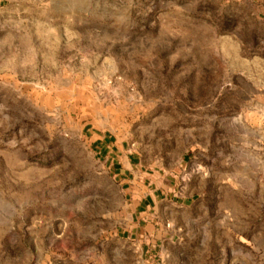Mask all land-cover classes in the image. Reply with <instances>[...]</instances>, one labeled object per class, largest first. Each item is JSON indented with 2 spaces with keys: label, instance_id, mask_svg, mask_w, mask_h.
<instances>
[{
  "label": "rangeland",
  "instance_id": "rangeland-1",
  "mask_svg": "<svg viewBox=\"0 0 264 264\" xmlns=\"http://www.w3.org/2000/svg\"><path fill=\"white\" fill-rule=\"evenodd\" d=\"M0 264H264V0H0Z\"/></svg>",
  "mask_w": 264,
  "mask_h": 264
},
{
  "label": "crops",
  "instance_id": "crops-1",
  "mask_svg": "<svg viewBox=\"0 0 264 264\" xmlns=\"http://www.w3.org/2000/svg\"><path fill=\"white\" fill-rule=\"evenodd\" d=\"M102 142V144L103 143H106V140H102L101 141ZM100 149V153H101V149H104L105 151H106V153H107V146H101V148H99ZM103 154V153H102ZM115 166H119V169H121L122 168V164L119 162V163H115ZM151 258H152V256H151Z\"/></svg>",
  "mask_w": 264,
  "mask_h": 264
},
{
  "label": "trees",
  "instance_id": "trees-1",
  "mask_svg": "<svg viewBox=\"0 0 264 264\" xmlns=\"http://www.w3.org/2000/svg\"><path fill=\"white\" fill-rule=\"evenodd\" d=\"M106 144H107V141L106 143H103V144L101 141H97L94 143L95 147H99V148H101V146H104V145L106 146ZM101 150H102L101 153L106 154V151L104 149H101Z\"/></svg>",
  "mask_w": 264,
  "mask_h": 264
}]
</instances>
